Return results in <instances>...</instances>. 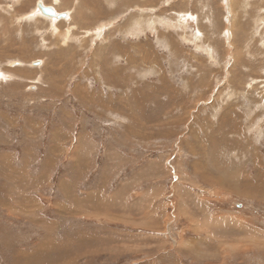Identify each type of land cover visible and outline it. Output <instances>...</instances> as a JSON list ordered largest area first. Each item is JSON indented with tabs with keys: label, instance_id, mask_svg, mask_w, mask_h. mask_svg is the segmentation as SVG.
I'll use <instances>...</instances> for the list:
<instances>
[{
	"label": "rangeland",
	"instance_id": "374dc122",
	"mask_svg": "<svg viewBox=\"0 0 264 264\" xmlns=\"http://www.w3.org/2000/svg\"><path fill=\"white\" fill-rule=\"evenodd\" d=\"M0 264H264V0H0Z\"/></svg>",
	"mask_w": 264,
	"mask_h": 264
},
{
	"label": "water",
	"instance_id": "95a60500",
	"mask_svg": "<svg viewBox=\"0 0 264 264\" xmlns=\"http://www.w3.org/2000/svg\"><path fill=\"white\" fill-rule=\"evenodd\" d=\"M37 8L39 9V11L41 10V13L46 16V17H54L55 16V13L53 10L47 8L45 9L44 7H41L40 5L37 6ZM59 17V16H58ZM38 64V63H36Z\"/></svg>",
	"mask_w": 264,
	"mask_h": 264
},
{
	"label": "bare ground",
	"instance_id": "6f19581e",
	"mask_svg": "<svg viewBox=\"0 0 264 264\" xmlns=\"http://www.w3.org/2000/svg\"><path fill=\"white\" fill-rule=\"evenodd\" d=\"M38 5H40L41 7H44L45 9L49 8V9L53 10L54 13H55L54 17H58L59 16V18H62L63 16H65V14H56V11L53 8L43 6L41 3H38ZM40 13H41V10H40ZM41 15L44 16L42 13H41ZM44 17H46V16H44ZM47 18H49V17H47ZM50 18H53V17H50ZM33 65L35 66L36 64L34 63Z\"/></svg>",
	"mask_w": 264,
	"mask_h": 264
},
{
	"label": "crops",
	"instance_id": "0c3cea01",
	"mask_svg": "<svg viewBox=\"0 0 264 264\" xmlns=\"http://www.w3.org/2000/svg\"><path fill=\"white\" fill-rule=\"evenodd\" d=\"M12 212H14V211H12Z\"/></svg>",
	"mask_w": 264,
	"mask_h": 264
}]
</instances>
